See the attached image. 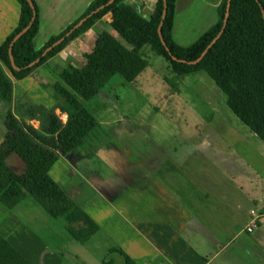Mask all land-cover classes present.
<instances>
[{
  "label": "crops",
  "instance_id": "0c3cea01",
  "mask_svg": "<svg viewBox=\"0 0 264 264\" xmlns=\"http://www.w3.org/2000/svg\"><path fill=\"white\" fill-rule=\"evenodd\" d=\"M33 1L38 9V33L33 45L38 50L50 37L77 20L93 0ZM220 1L175 0L171 28L173 41L182 47L192 44L215 23ZM155 2L125 0L124 4L134 8L141 19L148 20ZM19 11L15 0H0V45L17 26ZM110 22L108 13L28 77L20 81L11 78L13 97L10 110L14 115L19 118L16 103H22L17 102V95L23 102L53 109L56 103L44 86L50 75L43 69L57 61L65 66L82 67L84 54L92 49L102 31L120 41ZM0 107L1 144L5 132L3 121L9 108L1 102ZM257 154L262 158L263 154ZM94 156L110 167V175L99 183L92 180L93 172L85 174L78 166L79 161ZM175 156L173 152L162 157L156 167L153 165L152 173L140 167H130L124 155L107 147L95 153L79 147L57 158L48 175L99 228L86 243L75 241L82 247L79 249L82 255L77 253L79 250L68 249V244L74 240L63 223L52 219L42 208L45 216L31 211L37 203L28 194L11 209L0 203V235L29 264H93L94 259L88 257L84 249L93 237L103 239L107 251L118 249L134 264H264V222L248 233L246 228L253 209L249 210L247 218H230L222 206L209 201V194L202 188L199 189L198 205L195 204L192 201L195 195L192 194L196 188L192 189L191 179L187 178L184 187L175 182L176 174L185 175ZM7 161L18 172L24 168L15 155ZM260 162L255 164L254 170L259 181L264 183V160ZM112 177L120 183L113 182ZM132 183L136 184V189L131 187ZM259 199L260 205L254 212L260 213L261 210L260 214L264 215V194ZM193 215L196 218H192Z\"/></svg>",
  "mask_w": 264,
  "mask_h": 264
},
{
  "label": "trees",
  "instance_id": "16d2710c",
  "mask_svg": "<svg viewBox=\"0 0 264 264\" xmlns=\"http://www.w3.org/2000/svg\"><path fill=\"white\" fill-rule=\"evenodd\" d=\"M19 5V18L15 29L0 45V101L9 109L3 121L4 135L0 144V203L11 209L30 195L54 220L63 223L71 238L86 243L99 228L50 178L48 172L58 157L82 146L84 139L95 129L96 122L85 106L78 101H90L114 77L120 76L131 83L147 66L140 52L149 45L157 56L169 63L177 75L205 72L226 96L232 113L260 140H264V12L263 0H231L228 17L220 37L208 49L201 60L194 64L207 45L217 36L226 12L227 0H221L216 8V21L192 44L182 47L171 36L175 0H165L167 13L161 27V36L171 56L162 45L157 28L161 20L163 0H156L148 20L141 19L136 10L114 0L109 6L95 12L109 0H93L66 29L50 39L38 50L33 41L38 33V9L27 0H15ZM111 14L110 27L120 39L107 31L95 39L92 49L84 54V65L76 68L67 65L58 72L59 81L51 89L56 109L66 115L62 122L53 110L28 105L29 120L36 119L35 129L17 118L10 110L12 79L20 81L36 68L55 57L70 42L81 36L106 14ZM30 28L13 44L11 54L18 70L11 66L9 46L12 39L31 21ZM89 16V17H88ZM83 24L63 42L44 56L42 53L59 40L81 19ZM39 59L33 66L29 64ZM38 114V118L35 117ZM11 155L24 164L16 171L8 164ZM109 254L121 257L118 264H134L123 252L110 249ZM0 264H29L0 235ZM102 264H117L106 257Z\"/></svg>",
  "mask_w": 264,
  "mask_h": 264
},
{
  "label": "rangeland",
  "instance_id": "374dc122",
  "mask_svg": "<svg viewBox=\"0 0 264 264\" xmlns=\"http://www.w3.org/2000/svg\"><path fill=\"white\" fill-rule=\"evenodd\" d=\"M140 52L147 68L134 83L114 76L90 101L78 99L96 122L81 149L92 153L105 147L116 150L128 159L130 167H140L148 173L153 172V165L156 167L162 157L174 152L176 162L185 172L181 176L176 174L175 182L184 187L187 178L191 179L192 189L196 188L192 190L195 204L198 205L202 188L209 194L210 202L222 206L225 215L247 218L250 209H258L260 195L264 194V183L254 170L255 164L264 160V142L232 113L226 96L205 72L177 75L149 45ZM62 66L65 64L57 61L43 69L50 75L44 84L46 92L50 93L56 80L59 81L57 70ZM17 102H22L16 103L19 120L32 121L28 118L31 104L18 95ZM51 110L62 122L66 120L56 105ZM33 120L29 125L38 129V121ZM257 153L263 154L262 158ZM78 166L85 174L93 172L92 180L96 183L110 175V167L95 156L79 161ZM112 180L120 183L116 177ZM131 187L136 189V184ZM37 204L31 211L45 216ZM104 246L103 239L93 237L84 247L88 257L94 259L93 264H100L106 257L120 263L117 254H109ZM67 247L74 252L82 248L75 241ZM77 253L82 255L81 250Z\"/></svg>",
  "mask_w": 264,
  "mask_h": 264
},
{
  "label": "water",
  "instance_id": "95a60500",
  "mask_svg": "<svg viewBox=\"0 0 264 264\" xmlns=\"http://www.w3.org/2000/svg\"><path fill=\"white\" fill-rule=\"evenodd\" d=\"M114 0H109L106 4L100 6L98 9H96L94 12H92L89 16H91L92 14H94L95 12L109 6L110 4L113 3ZM230 1L231 0H227V4H226V12H225V16H224V20H223V25L219 31V33L217 34V36L207 45V47L205 48V50L201 53V55L194 61H191V62H186V61H183V60H178L176 59L175 57H171L172 60L174 61H177L179 63H187L189 65H194L196 63H198L201 58L206 54V52L208 51V49L214 44V42L220 37V35L222 34L223 30H224V26H225V22H226V19L228 17V12H229V6H230ZM27 2L29 3L30 7L33 8V4L30 0H27ZM166 13H167V7H166V2L165 0H163V10H162V14H161V20L159 22V25H158V28H157V34H158V37L162 43V45L165 47L167 53L171 56V53L169 51V49L167 48L165 42L163 41V38L161 36V27H162V24H163V21L165 19V16H166ZM262 15H263V18H264V12L262 11ZM88 16V17H89ZM87 17L81 19L77 24H75L68 32H66L64 34V36H62L59 40H57L52 46H50L49 48H47L43 53H42V56H44L47 52H49L52 48L56 47L57 45H59L61 42H63L67 37H69V35L71 33H73L78 27H80L83 22L86 20ZM34 21V14H33V17L31 19V21L28 23V25L23 29L21 30L11 41L10 43V46H9V58H10V62H11V66L12 68H14L15 70H18V68L15 66L14 64V61H13V57H12V54H11V50H12V46L13 44L17 41V39H19L29 28L30 26L32 25V22ZM39 61V59L35 60L34 62H32L31 64H29V67L33 66L34 64H36L37 62Z\"/></svg>",
  "mask_w": 264,
  "mask_h": 264
},
{
  "label": "built area",
  "instance_id": "2783aa9c",
  "mask_svg": "<svg viewBox=\"0 0 264 264\" xmlns=\"http://www.w3.org/2000/svg\"><path fill=\"white\" fill-rule=\"evenodd\" d=\"M264 222V215L260 213H256L254 211L250 212V221L246 228L248 233L253 232L256 228L259 227L260 223Z\"/></svg>",
  "mask_w": 264,
  "mask_h": 264
}]
</instances>
